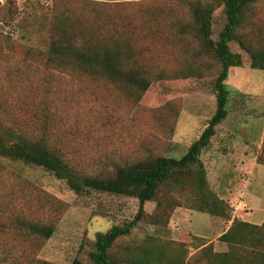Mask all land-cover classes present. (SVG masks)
I'll return each mask as SVG.
<instances>
[{
    "label": "trees",
    "instance_id": "obj_1",
    "mask_svg": "<svg viewBox=\"0 0 264 264\" xmlns=\"http://www.w3.org/2000/svg\"><path fill=\"white\" fill-rule=\"evenodd\" d=\"M263 1L173 0L171 6L156 8L151 0H54L40 17L30 13L32 20L24 27L43 38V49L17 42L14 34L21 26L16 1L0 4V26L9 31L0 32V64L8 65L16 46H21L25 60L39 61L46 70L122 84L141 100L153 84L168 79L165 70L147 56L149 45L163 39L182 49L177 61L185 69L177 76L192 80L191 92L216 98L214 117L181 159L129 160L113 155L104 167L92 170L82 169L53 140L54 125L46 108L41 110L39 104V112L31 114H35L33 121L19 117L7 100H0V164L40 168L79 198L109 195L139 202L132 221L98 234L88 261L76 258L73 264H264V223L257 226L234 218L231 205L213 190L202 161L218 135L217 128L231 113L234 91L226 83L230 70L243 67L242 55L233 53L230 44L237 43L250 56L252 70L264 72V49L256 38L241 33L251 21L250 11ZM128 5L135 7L129 14L124 11ZM221 7L227 22L214 40V14ZM257 163L264 166V141ZM14 196L19 203L21 198ZM14 202L12 196L0 195V264H48L36 255L55 234L56 220L33 219L18 212ZM152 203L156 207L149 213L146 205ZM179 208L232 221L218 240L227 251L218 252L215 244L207 245L189 234L173 240L168 228ZM140 223L154 227L156 234L133 236Z\"/></svg>",
    "mask_w": 264,
    "mask_h": 264
},
{
    "label": "rangeland",
    "instance_id": "obj_2",
    "mask_svg": "<svg viewBox=\"0 0 264 264\" xmlns=\"http://www.w3.org/2000/svg\"><path fill=\"white\" fill-rule=\"evenodd\" d=\"M15 1L21 26L15 39L22 46L45 48L43 38L24 27L30 24L26 21L32 20L30 13L40 17L54 0ZM4 3L0 0L2 6ZM150 5L171 6L173 0L169 4L167 0H151ZM134 9L128 5L124 11L129 14ZM249 16L251 21L241 33L256 38L264 49V1L255 5ZM226 22L221 7L214 14V40H218ZM0 32L9 31L0 26ZM174 47L163 39L149 45L148 59L153 65L158 63L168 79L153 84L138 100L122 84L72 78L46 70L39 61L25 60L23 48L16 46L8 65L0 64V100H7L11 111L19 117L33 121V111L39 112L40 106L41 110L46 108L54 125L53 140L84 170L104 167L113 155L129 160L157 156L179 160L214 117L217 103L215 96L195 89L191 92L192 80L177 76L185 65L177 61L183 56L182 49ZM230 48L242 55L243 67L230 70L226 83L234 91L231 113L217 128L212 149L202 155L210 183L217 180L218 168L214 166L218 150L227 145V139L235 144L232 153L243 149L244 141L254 142L255 149L250 151L253 153L264 138V72L251 69L250 56L237 43H231ZM225 155L228 153L222 154ZM226 157L219 161L227 163L230 159ZM0 176V195L12 196L14 203V195L21 198L16 204L18 212L45 222L56 220L55 234L36 255L37 260L48 264H73L76 258L88 261L91 244L98 234L132 221L139 211L135 199L109 195L79 198L63 181L40 168L1 163ZM155 205H146V211L152 213ZM155 234V228L146 223L138 224L133 232L138 238ZM227 249L222 243L216 246L218 252Z\"/></svg>",
    "mask_w": 264,
    "mask_h": 264
},
{
    "label": "crops",
    "instance_id": "obj_3",
    "mask_svg": "<svg viewBox=\"0 0 264 264\" xmlns=\"http://www.w3.org/2000/svg\"><path fill=\"white\" fill-rule=\"evenodd\" d=\"M263 141L264 138L259 143L257 152H250L256 145L247 140L244 141L243 149H236L232 153V146L235 144L232 143L231 138L227 139V148L221 145L218 150L217 166H214L215 169L218 168L217 180L211 183L213 190L220 198L227 201L233 208L234 218L257 226L264 223V198L261 197L264 196V166L257 163ZM225 153H228L225 155L226 159L230 160L222 163L219 160L225 158L222 156ZM231 225L232 221L227 222L208 214L179 208L175 211L168 229L170 237L175 241L189 234L202 243L217 246L219 238L229 230Z\"/></svg>",
    "mask_w": 264,
    "mask_h": 264
}]
</instances>
